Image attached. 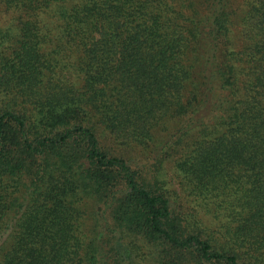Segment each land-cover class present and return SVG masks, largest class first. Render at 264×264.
I'll return each mask as SVG.
<instances>
[{"label": "trees", "instance_id": "trees-1", "mask_svg": "<svg viewBox=\"0 0 264 264\" xmlns=\"http://www.w3.org/2000/svg\"><path fill=\"white\" fill-rule=\"evenodd\" d=\"M0 264H264V0H0Z\"/></svg>", "mask_w": 264, "mask_h": 264}]
</instances>
